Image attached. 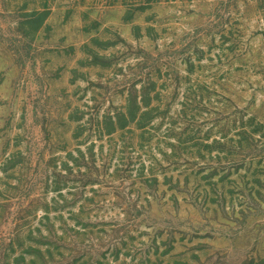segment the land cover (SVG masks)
<instances>
[{
  "label": "rangeland",
  "instance_id": "374dc122",
  "mask_svg": "<svg viewBox=\"0 0 264 264\" xmlns=\"http://www.w3.org/2000/svg\"><path fill=\"white\" fill-rule=\"evenodd\" d=\"M145 88L214 149L101 132ZM263 258L264 0H0V264Z\"/></svg>",
  "mask_w": 264,
  "mask_h": 264
},
{
  "label": "trees",
  "instance_id": "16d2710c",
  "mask_svg": "<svg viewBox=\"0 0 264 264\" xmlns=\"http://www.w3.org/2000/svg\"><path fill=\"white\" fill-rule=\"evenodd\" d=\"M154 92V89H150V88H145L141 91V104H137V102L132 99V101L128 102V104L126 106L123 107V109H120L119 111H117L115 114H113V116H111L110 118H104V120L102 121V125H101V132L106 131L107 133H114L115 131H129L132 133H135L136 131L139 133H149L150 129L148 126L151 125V121L152 118L154 117H161V116H168L169 121H172V123L170 122V126L168 128H166V132L167 133H175V137L177 138L178 141V146H181V144H187L186 148L189 149H196L198 151H212L214 148L213 146H215L214 144L217 142H214V144H208V142L206 144H204L203 142L200 141V143L198 142L199 138L195 137V135L192 136H187L186 140L183 139L182 137L185 135V133L187 131L190 132H194L193 129L189 130L188 126H184V128H180L178 131L174 132L176 127L175 124L178 119L181 118L185 119L186 117V110L187 107L184 104H181V109L179 111V113H177L174 116H169L168 110L166 107H162L160 106L159 103L157 104H152V99H150V93ZM159 93L155 92V99L158 101V97H159ZM190 120L186 121L189 122ZM174 125V126H173ZM186 125V124H185ZM235 134L234 136L236 137V140L234 141V143L236 144V147L238 149V151L240 153H243L244 151L247 150H255L257 146H255L254 142H253V136H255L257 134V123H255V119L254 118H249L245 123L241 122L240 125L236 126L235 128ZM212 129L210 128L206 134H207V138L209 137V135L212 133ZM225 130H223V128H221L219 131L217 132H224ZM225 137V136H223ZM233 141V140H231ZM219 148H217L218 152H227L229 154H233L234 155V150H231L232 148H228L225 149L224 146H220V143L218 144ZM175 145L171 144V147L174 148ZM203 149V150H202ZM226 153V154H227ZM200 157V156H199ZM189 162V159H187ZM252 184L257 187L258 185V181L254 180L252 182ZM213 189H211V191H209V194H211V196L215 195V192H212ZM223 193V192H222ZM209 194H208V189H206L205 192V202L206 203H210V201H208L209 198ZM207 200V201H206ZM264 259V258H263Z\"/></svg>",
  "mask_w": 264,
  "mask_h": 264
}]
</instances>
